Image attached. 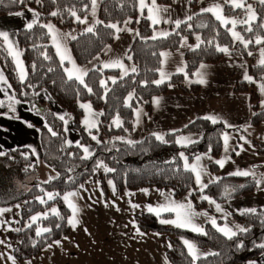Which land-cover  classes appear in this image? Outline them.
<instances>
[{
  "label": "trees",
  "instance_id": "16d2710c",
  "mask_svg": "<svg viewBox=\"0 0 264 264\" xmlns=\"http://www.w3.org/2000/svg\"><path fill=\"white\" fill-rule=\"evenodd\" d=\"M160 4H170L171 0H156ZM198 0H191V6L196 5ZM138 0H100L96 12V20L100 24H94V32L86 31L73 32V28H79L80 23L71 16L70 11L75 10L77 15L83 18L90 17L91 0H42V4L36 0H25V3H12L10 0H3L0 3V16L33 9L39 13V21L31 30L21 29L16 32V41L19 50L22 52L21 59L27 70L28 76L24 84L18 80L11 58L2 48L0 41V67L7 78L13 95L21 102H26L30 108L43 120L39 126L41 136L42 161L55 172L53 179L46 182L34 181L22 192H14L16 189L13 180L23 179L35 175L37 169V158L28 148H13L0 156V206H9L19 203V213L16 216L13 229L9 231L7 240L11 245L13 257L22 261L35 257L46 245L65 237L69 233L67 223L69 211L62 199L63 195L72 192L85 183L97 171L96 162H102L115 171L110 173H98V182L104 194H107L106 181L112 180L115 192L120 195L125 190L138 188L168 189L174 197L192 193L189 196L194 208L205 206L202 195H207L216 202H223L244 194L251 193L257 189L255 181L251 176H221L217 177L218 182L208 184L203 193L197 191L194 186L193 175L185 171L184 160L180 154L188 158V162L197 155H207L213 158L218 157L222 146V134L237 132L242 133L241 128H225L219 122L213 124L209 120L196 118L187 127L169 131L162 134L165 143L155 139L154 133H146L142 139L133 141L130 139L132 130L133 110L141 106L145 116L150 114L151 99L153 96L167 93L171 87H175L183 94H197V85H185L184 79L191 77L200 63H216L224 55L217 52L216 45L229 48L231 55H239L248 60V72L254 80L260 79L264 74V68L255 64L248 52L256 49L254 44L257 35L263 36V28L260 27L264 20V5L257 3L254 11L257 19L251 22L252 32L246 31L247 24H240L235 27L245 40L251 39L252 44L245 50L242 44H236L231 37L229 25L222 26L214 16L208 13L192 16L191 20L181 23L180 28L171 27L167 39H151L152 27L144 17L137 16ZM56 11L59 14L52 16L50 13ZM242 9L231 11L225 8V13L240 14ZM95 20V21H96ZM130 20L136 27L139 35L133 40L125 61L136 72H130L123 78L118 77L117 71L94 68L88 72L85 82L92 88L89 94L82 85L76 81L68 80L64 69L67 63L61 66L56 51L49 40L46 28L40 24L52 22L56 26L70 30L68 47L72 58L78 66L86 65L92 58L99 55L102 49L111 44L118 33L107 28L108 24H117L122 27L125 21ZM139 21V22H137ZM92 25V26H93ZM199 36L203 43L194 51L185 53V71L183 74L170 75V80L160 86L153 81L160 78V53L164 50L173 51L181 47L182 38H186L187 44L196 45ZM264 49V43L260 46ZM45 55L50 59H45ZM131 56V59H128ZM35 65V68L32 66ZM49 68L52 71H49ZM116 83H112V79ZM107 84L105 88L100 86V81ZM45 90L53 99L55 104L64 109L66 120L71 121L73 129L80 132V142L86 144L88 136L81 130L80 119L82 115L78 103H90L92 108L103 115L98 123L99 143L92 151L93 155L83 160L84 155L80 148L75 145L68 146L65 141L67 135L64 121H61L54 113L36 99V93ZM234 92H247L250 97L249 124L257 126L264 122V110L258 105V94L252 89L251 83L237 82L233 87ZM132 99L129 100V95ZM126 102L131 107H126ZM5 105L7 103L5 102ZM39 110L38 112L36 110ZM0 113H9L8 108L0 107ZM119 115L123 127L116 128L112 120ZM47 124L57 133L52 136L44 126ZM126 129V130H125ZM174 133V134H173ZM197 135L195 143H189L186 147L178 145L175 141L186 135ZM122 138V139H121ZM125 140L134 143L129 145ZM260 147L259 153H264V143L251 140ZM263 148V149H262ZM212 172H217L214 164L209 166ZM58 176V178H56ZM264 176V170L256 174L257 178ZM234 189L231 196L226 198L224 189ZM43 189L44 191H41ZM45 192L59 193L54 200H48L45 204L39 203L38 198L44 197ZM55 207L59 217L53 216L51 208ZM255 215H241L234 213L232 218L241 226L249 229L247 233L238 235L233 241L227 240L217 232L211 223H204L202 228L207 233L200 235L186 229L176 228L161 224L159 219L167 216L162 214L160 218L152 213H140L134 216L136 225L142 233H160L167 236L168 246L165 254L169 264H191V257L188 256L185 246L179 238L193 241L197 247L208 249L211 252L219 253L217 256L206 255L200 257L196 264H242L256 256L264 253V249L256 245L264 243V207L256 208ZM47 213V219H40L28 227L30 217L37 212ZM62 217V218H60ZM59 225V227H57ZM37 227H48L51 232L44 233L38 237L35 234ZM21 229V231H15ZM242 242L244 247L238 249L236 243Z\"/></svg>",
  "mask_w": 264,
  "mask_h": 264
},
{
  "label": "crops",
  "instance_id": "0c3cea01",
  "mask_svg": "<svg viewBox=\"0 0 264 264\" xmlns=\"http://www.w3.org/2000/svg\"><path fill=\"white\" fill-rule=\"evenodd\" d=\"M99 1L100 0H97L96 12ZM146 3L150 5L151 0H146ZM156 3L158 6L167 9V11L161 15L165 19L172 22L164 23L162 20L159 25L155 26V31L151 21L147 19V8L143 10L142 15L139 0L137 3V16L138 18L144 17L148 20L150 26L152 27V36L154 34H158L159 32L170 33L171 27L175 26V20L187 21L189 16L192 17L197 14H202V9L211 7L217 3L222 6V14L227 19L245 20L247 16L244 9H242L243 12L240 14L225 13V8H229L231 11L237 9H232L230 5L224 3V0H198L194 6H191L188 0H171L170 4H160L157 1ZM257 3H259V0H247V4L251 5L253 9L254 5ZM15 13H23V15L18 16L15 15ZM208 14L212 15L211 13ZM32 19L33 15L29 9L2 15L0 16V31H7L10 35V39H12L18 47L16 32L21 29H26L27 23L31 22ZM95 20L96 13L93 17L91 11L90 17L87 18V23H80L77 31H86L89 26L94 24ZM125 22L121 28L126 30L117 34L119 39L114 38L111 44L105 46L101 53L92 58L86 65H76L82 69L88 70V72L94 68L114 70L117 71L118 77L121 78L123 75L121 69L103 67V64L105 63H110L114 60H121L125 67L129 70V74L132 66L125 61V57L136 37L137 31L136 27L133 26L131 22L127 24ZM228 25L230 29L232 25ZM69 34L71 36V33ZM261 38L264 39V28L263 36H261ZM61 42L68 49L71 55L68 47L67 33L61 37ZM234 42L236 44H240L239 41ZM51 44L53 45V43ZM254 44H256L255 39ZM262 44H256L258 47L250 51L252 55H249L252 61L257 65L260 59V46ZM189 46L194 47L193 44H186L184 47H180L173 51H162L163 53H168V55L167 57L160 55V69L162 68L163 71L169 75L183 74L185 71L184 55L186 52L191 50ZM57 57L59 58V56ZM64 63H67V61ZM201 64L205 65L206 68L202 70L200 68ZM13 65L15 68L14 63ZM248 67V60L239 55L229 56L224 54L216 63H200L195 69L193 75L184 79L185 85H197L199 87V92L197 94H183L175 87H171L167 93L152 97L150 114L148 116H145L143 107H136L132 113V130L130 139L138 141L142 139L146 133L162 135L165 132L182 129L196 118H202L208 115L216 116L223 124L224 122H227L233 127L241 128L242 133H228L230 140L227 156H229L230 159L227 160L223 168H220L214 163L215 160L223 159L226 156V153L224 152L223 140L218 157H211V159H208L207 155H199L203 157L201 160V166L204 167L207 173L202 176L203 182L208 185L213 178L232 176L229 174L237 169H254L256 174L262 172L264 170V153H259L258 151L261 148L256 146L251 140L254 139L264 143V122L258 124L257 126L250 125L248 122L250 115L249 94L247 92L233 91L235 83L245 81L243 79L245 71H247V74L249 75ZM179 68H183V72H178ZM0 71H3L1 67ZM197 71H203L205 73V79L207 80L206 84L195 83L197 80L195 73ZM124 76L126 75H123V77ZM262 76H264V74ZM261 77L260 79L255 80L256 83H251V86L258 94L259 108L264 110V107H262V104H264V95L261 94L258 88V85L264 82L261 80ZM0 87L6 86L0 85ZM7 92L8 96L13 95L12 88L7 89ZM8 96H5L3 92H0V100L5 101L6 103H9ZM157 98L160 100L158 106L154 103V100ZM36 99L42 104H48L51 111H53L57 117L65 114L64 109L53 103L51 100L52 98L45 90L42 89L38 91L36 93ZM80 104L82 103H78L77 105L79 106ZM15 109L14 113H0V152L4 153L5 151L13 148H28L31 151L32 149H35L34 155L37 158V169L35 172V174H37L36 181L46 182L55 176V172L41 159V136L40 131H37V129H39L43 120L26 102H21L20 104L15 105ZM135 110L140 111L138 123ZM81 111L82 115L80 119V127L81 130L88 136L89 140L86 144L81 143L80 132L73 129L71 121L67 120V125L64 123L65 129H67L65 130L67 141H71L72 145L79 142L81 145L88 147L92 152L98 143L93 140L91 136L95 135L98 139L97 130L93 129L91 135L89 134L82 123L85 119V111L83 109H81ZM93 111L99 113L94 109ZM99 119L100 116L98 117V123ZM25 122L31 123L34 127L29 128ZM245 128H247V131L244 130ZM187 136L190 135H186L184 137ZM241 137H244V139L250 143H244V140H242ZM241 145L243 146V151L240 150L239 146ZM236 152H239L240 154L237 155ZM195 157L189 164L195 163ZM211 164H214L217 167V172L214 173L210 170L209 166ZM39 171L46 172L45 176H39ZM103 172L104 171L100 173ZM192 175L195 189L199 191L195 183L194 174L192 173ZM97 177L98 174H93V176H91L79 188L72 191L78 193V195L72 199L80 210L78 215L79 223L75 229L69 225V233L65 237L56 240L60 242L59 245H57L54 241L41 249L39 254L35 257L22 261H17L15 259L16 264H29V262L30 264H169L165 254L168 248L167 236L160 233L157 235V233L153 232L138 235L136 231L138 227L134 216L140 213H149L147 210L149 205L152 207H158L165 204V197H170V199L177 203H187L188 201H191L189 196L187 194H183L179 197H174L168 189L154 188L125 190L120 195H117L116 192L113 194V188L108 183L109 180L106 181L107 194L105 195L100 187ZM261 188H264V185H262ZM143 190H147V194H145ZM129 193H134L135 195H127ZM162 193L164 195H162ZM204 203V207H193V210L198 214L207 213L206 216H195L193 218L194 224L202 227L204 223H210V218H215L217 220V224L221 227L226 223L229 226L239 225L232 218V215L234 213L241 212L243 209H256L264 207V190L257 188L251 193L223 202H217L221 205L223 212L228 214L227 220L224 219L223 213L216 212L214 205H210L208 201L205 200ZM133 204L138 205L139 207H131ZM65 205L68 208L66 203ZM68 211L69 219L71 216V209L68 208ZM44 213H46V211ZM162 214H168L167 216L162 217L163 219H175L174 213L164 212ZM14 221L6 228L0 229V240L4 241L3 244H0V257H2L0 258V264H12V261L8 259L9 255H13L11 245L7 240V235L10 231L9 229L12 230L14 228ZM134 224L135 227L133 226ZM167 226L175 227L170 224H167ZM179 240L183 244L182 241L185 240V238H179ZM191 242L194 243L193 241ZM197 249L201 254L200 257L206 256L210 252L205 248L197 247ZM242 264H264V253H261L255 258Z\"/></svg>",
  "mask_w": 264,
  "mask_h": 264
},
{
  "label": "snow or ice",
  "instance_id": "6c2138e0",
  "mask_svg": "<svg viewBox=\"0 0 264 264\" xmlns=\"http://www.w3.org/2000/svg\"><path fill=\"white\" fill-rule=\"evenodd\" d=\"M10 2L23 4V3H25V0H10ZM51 2L56 3V0H51ZM188 2L190 3L191 0H188ZM0 3H3V0H0ZM36 3L42 4V0H36ZM224 3L227 5H230V7L232 9H244L247 13L246 19L245 20L227 19L226 17L223 16V14H222L223 8L218 3L212 5L211 7H207V8L202 9V12L203 13H211L215 17V19L220 22V24L222 26L226 27L228 24H231L232 28L227 29V30L230 32L233 40L239 41V43L243 45L244 49L247 50L249 45L252 44L253 41L251 39L245 40V38L239 32L235 31V27L237 24H248L249 27L246 28V31L252 32L253 29L250 25H251V22H254L257 19L256 13H255L254 9L252 8V6L247 4V0H224ZM259 3L264 5V0H259ZM91 5H92V15L94 17L95 13H96L97 0H91ZM139 6H140V10H141L142 15H143V10L145 8H147V11H148L147 19L151 21V24L154 28V31H155V26L159 25L162 20L164 23H171L172 22L168 19H165L161 15L162 13L166 12L167 9L158 6L156 3V0H151L150 5L146 3V0H139ZM29 11L32 12L33 19L31 20V22L27 23V25H26L27 30H31L34 27V25H36L39 21V13L35 12L32 9H29ZM50 14L52 16H57L59 13L56 11H53ZM70 14L72 17L75 18L76 22L87 23V18L85 17L82 19L80 16L77 15L75 10H71ZM15 15L22 16L23 13H15ZM187 19L191 20L192 17L189 16ZM130 22L131 21H126L125 23L127 24ZM137 22H139V21H137ZM186 22L187 21L175 20L174 24H175V27L178 29V28H180L181 23H186ZM100 23H102V22L99 20L95 21V24H100ZM39 26L41 28L47 29V34L50 35V37L53 41V46L56 49V54L60 58L61 66L64 65L65 61H67V63L71 64V68H65L64 69L68 80L76 81L79 85H82L83 88L86 89L89 94H91L93 90L85 82V77L88 75V70L82 69L76 65V63L72 59L68 49L62 44L60 34L55 29L54 25L49 23V24H40ZM94 27H95V25L89 26L86 29V32L93 33ZM106 27L113 29L115 33H119L121 31L126 30V29H122L117 24H108V25H106ZM260 27L264 28V24H261ZM170 34L171 33H169V32H159L158 34H154L151 37V39H153V40L160 39V38L167 39ZM136 35H139V33L137 32ZM68 38L75 39V37L70 36V34H68ZM115 38L119 39V36L117 35ZM196 40L198 41V43L194 47L189 46L190 49L193 51L196 48H199L200 44L203 43V41H201L199 36L196 37ZM0 41H2L3 50L6 51L7 55L12 58V61L15 64V69L17 72V77H18L19 82L21 84H24L25 81L27 80L28 73L24 67L23 61L20 59V57L22 56V52L18 49L15 42L12 39H10V35L7 31H0ZM255 43L256 44H262V43H264V39H262L259 35H257L255 38ZM186 44H187L186 38H182L181 47H184ZM215 49L217 52H220V53H223V54L229 55V56L231 55L228 47L216 45ZM160 55L167 57L168 53L162 52V53H160ZM248 55H252V53L249 51ZM44 58L50 59V57H48L47 55H45ZM128 59L130 60L131 56H128ZM258 66L261 68H264V49H261V51H260V59L258 61ZM32 67L35 68V65H33ZM103 67L104 68H119L122 70L123 75H127L128 71H129L125 67V65L123 64V62L121 60H114L110 63H105V64H103ZM200 68L203 70L206 68V66L201 64ZM49 71H52V69L49 68ZM136 71H137V69L135 67L131 68V72H136ZM178 72H183V68H179ZM123 75L121 78H123ZM159 75H160V78L153 81V83L156 86H160L161 84L165 83L166 80H170V75L168 73L164 72L162 68L159 70ZM195 75L197 76V80L195 81V83H199V84H206L207 83V80L205 79V73L203 71H197L195 73ZM185 76L187 78V74H185ZM243 79L245 81H247L248 83H256V81L251 76H249L247 74V71H245ZM261 80L264 81V76L261 77ZM112 83L113 84L116 83V80L114 78L112 79ZM0 85L6 86V87H0V92H3L5 94V96H8L7 89H10L11 85L8 83V80L5 77L3 71H0ZM100 86L105 88V94H106L107 90H108L106 81L101 80ZM258 88H259V91L261 92V94L264 95V82L260 83L258 85ZM128 99L129 100L132 99V94L129 95ZM8 101H9V103H7V105H5V101L0 100V107L6 106L8 108L9 112L14 113L16 110L15 105L20 104L21 101L16 99L14 95L8 96ZM154 103L158 106L160 103V100L157 98L154 100ZM79 106L81 109H83L85 111V119L82 121L85 129L89 132L90 135H91L93 129H96L98 131L99 130L98 129V117L102 116L103 113L102 112H100V113L94 112L92 109V105L90 103H88V104L82 103ZM125 106L131 107V105L128 104L127 102H126ZM262 107H264V104H262ZM36 111L38 112L39 110L37 109ZM135 111H136L137 123H138L139 117H140V111L139 110H135ZM66 115L67 114H64V115H60L58 117L61 121H64L65 125H67V123H68V121L65 119ZM9 118H14V117H9ZM202 119L209 120L213 124L220 122L218 117L211 116V115L204 116V117H202ZM25 123L27 124V126L29 128L34 127L31 123H28V122H25ZM112 125L116 128L123 127V122L121 121L119 115H117L112 120ZM44 126L47 128L48 132L51 133L52 136L57 135V133L55 131H53V129L51 127H49L47 124H45ZM224 126H225V128L233 127L232 125L228 124L227 122H224ZM249 127H250V125H249ZM65 130H67V129H65ZM244 130L247 131V128H245ZM37 131H39V129H37ZM153 135L155 136V139L160 141L161 143L166 142L163 135L155 134V133ZM91 138L93 140L97 141V143H99V140L97 139V137L95 135H92ZM241 139L244 140V143H250L249 141L244 139V137H241ZM222 140H223L224 152L226 153V156L223 159H219V160L214 161V163L217 164L220 168H223L225 166V163L227 162V160L230 159V157L227 156V153L229 151V140H230L229 134L223 133L222 134ZM124 142L128 143L129 145L134 143L131 140H125ZM175 142L178 145L186 147L189 143H195L196 141H192L190 137L181 136ZM65 143L68 146H72L71 141L66 140ZM75 146L78 148H81L82 152L84 153V155L81 157V159L87 160L93 155V153L90 151V149L88 147L81 145L79 142H76ZM239 147H240V150L243 151V146L241 145ZM32 152L35 153V149H32ZM236 154L239 155L240 153L236 152ZM2 155H4V153L0 152V156H2ZM180 157H181V159L184 160L185 171H190L191 173L194 174L195 183H196L199 191L201 193H203L204 190L208 187V185L205 184L202 180V176L207 174L204 167L201 166V160L203 159V157H201L199 155L196 156L195 157V163H192V164H189L188 158L186 156H184L183 153L180 154ZM208 159H211V157L208 156ZM100 168H102L105 173H110V172L115 171L114 169L107 167L102 162L97 161L96 162V168L93 169V171H95L96 169H100ZM229 175L242 176V177L251 176L253 178V180L255 181V186L257 188H260L261 190H264V188H261V186L264 185V176L257 178L254 169H250V170L237 169L236 171L230 173ZM56 178H58V176ZM50 179H53V178H50ZM211 182L217 183L218 178H213ZM108 183L110 186H112L113 194H115V186L113 185L112 180H109ZM41 191H44V190L41 189ZM143 191L145 192V194H147V190H143ZM232 191H234V189H230L227 187L224 189L226 198L231 196ZM59 195H60L59 193L45 192L44 196L47 199H45L44 197H39L38 200H39V203L45 204L48 200H54ZM77 195H78L77 192H68L65 195H63V197H62V199L67 204L68 208L71 209V216L67 220V223L73 229H75V227L79 223L78 215H79L80 210L77 207V205L73 202V199H72L73 197H76ZM127 195H135V194L129 193ZM162 195H164V194L162 193ZM191 195H192V193H189V196H191ZM165 199H166L165 204L160 205L158 207H152L149 205L148 209H147L149 213L156 215L158 218H160L162 213H164V212H169V213L175 214V219H163V218L159 219V222L161 224H166V225L170 224V225L175 226L176 228L186 229V230H189L191 232L198 233L200 235H206L207 234L202 227L193 223V218L195 216H197V215H205L206 216L207 213H199V214L196 213L193 210V205H192L191 201H188L187 203H177L174 200L170 199V197H165ZM201 199L208 201V203L210 205H214L216 212L223 213L224 219L227 220L228 214L223 212V209L221 208L220 204H218L215 200L210 199L207 195H202ZM131 207L136 208L139 206L133 204V205H131ZM117 210H119V209H117ZM8 211H11V209L0 208V216H3L4 213L8 212ZM51 213L53 216L59 217V212L57 211V209L52 208ZM256 213H257L256 209H243L240 212L241 215H255ZM47 218H48L47 213H45L43 216L34 215L31 217V222L28 224V227L31 228L32 225L36 224V222L38 220L47 219ZM60 218H62V217H60ZM0 223H3V222H0ZM210 223H211L212 227L217 232L222 234L229 241H233V240H235V238L238 237V235L247 233L249 231V229L246 227H241L239 225L229 226L227 223L221 227L217 224V220L215 218H210ZM262 223H264V221H262ZM133 226L135 227V224ZM57 227H59V225H57ZM9 230H11V229H9ZM15 231L18 232V231H21V229H15ZM136 231H137L138 235H144V233H141L138 228L136 229ZM49 232H51V229L48 227H44V228L37 227L35 230V234L38 237L42 236L44 233H49ZM157 235H159V234L157 233ZM182 242H183L184 246L187 248L188 256L191 257V264H196V261L199 260L200 256H201L196 245L194 243H192L191 241L186 240V239L183 240ZM3 243H4V241L0 240V244H3ZM55 243L57 245H59L60 242L55 241ZM168 246L171 247L170 244ZM236 247L238 249H240V248H243L244 245L242 242H239V243H236ZM256 247L260 248V249H264V243H259L256 245ZM207 255L217 256V255H219V253L211 252V253H208ZM0 258H2V257H0ZM8 259L12 261V264H16L15 258L13 256L9 255ZM29 264H30V262H29Z\"/></svg>",
  "mask_w": 264,
  "mask_h": 264
},
{
  "label": "rangeland",
  "instance_id": "374dc122",
  "mask_svg": "<svg viewBox=\"0 0 264 264\" xmlns=\"http://www.w3.org/2000/svg\"><path fill=\"white\" fill-rule=\"evenodd\" d=\"M92 6V5H91ZM91 9H92V7H91ZM92 11V10H91ZM50 24H52V25H54V27L56 28V29H58L57 31H58V33L60 34V38L63 36V35H66V33H67V35L69 34V33H71L70 32V30H65V29H62V28H60V27H58V26H56L55 24H53L52 22H49ZM49 23H47V24H49ZM248 25V24H247ZM77 27H75V28H73V32L74 33H76L77 32V29H76ZM232 28V26L230 27V29ZM235 31H237V32H239L237 29H235ZM240 33V32H239ZM232 37V36H231ZM49 40H50V42L51 43H53V41H52V39H51V37H50V35H49ZM66 68H71V65L68 63L67 64V67ZM52 101H53V99H51ZM46 103V102H45ZM53 103H55L54 101H53ZM53 103H52V105H53ZM45 105V104H44ZM46 107H47V109L50 111V112H52L53 113V111H51V108L49 107V105L48 104H46L45 105ZM187 137H190L191 138V140L192 141H194L195 139H197L198 138V136L197 135H190V136H187ZM103 171V169L102 168H100V169H97V171L94 173L95 175H97L98 173H100V172H102ZM45 173L46 172H38V175L39 176H45ZM46 178V177H45ZM36 179H37V174H35V175H30V176H27L26 178H23V179H17V180H13V185H14V187L16 188L15 190H14V192H22L23 190H25V188H27L29 185H31V184H33V182L34 181H36ZM20 204L19 203H15V204H13V205H9V206H0V208H9V209H11V211H8V212H5L4 213V215L3 216H0V222H3V223H0V229L2 228V229H4V228H6L7 226H9V224L11 223V222H13L15 219H16V216L18 215V213H19V208H20ZM52 208H55V207H52ZM51 208V209H52ZM45 213L43 212V211H41V212H37V213H34L32 216H34V215H39V216H43ZM31 216V217H32ZM31 217H30V219H29V222H31ZM15 222V221H14Z\"/></svg>",
  "mask_w": 264,
  "mask_h": 264
}]
</instances>
